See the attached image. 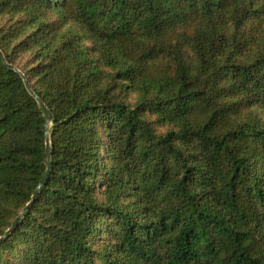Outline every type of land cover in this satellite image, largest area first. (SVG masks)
Instances as JSON below:
<instances>
[{
	"label": "trees",
	"instance_id": "1",
	"mask_svg": "<svg viewBox=\"0 0 264 264\" xmlns=\"http://www.w3.org/2000/svg\"><path fill=\"white\" fill-rule=\"evenodd\" d=\"M0 51L51 114L0 58V236L51 150L0 264H264V0H0Z\"/></svg>",
	"mask_w": 264,
	"mask_h": 264
},
{
	"label": "water",
	"instance_id": "2",
	"mask_svg": "<svg viewBox=\"0 0 264 264\" xmlns=\"http://www.w3.org/2000/svg\"><path fill=\"white\" fill-rule=\"evenodd\" d=\"M0 58L3 60L4 64L7 66V68L13 70L15 73H17L21 77L26 91L37 102V104L39 105V107L43 111V114L45 116L46 135H47V126L50 124V121H51V114H50L49 110L45 107V105L43 104V102L34 94L33 90L31 89V87H30V85L28 83V81L26 80L25 76L21 72H19L14 66H10V65H7L5 63L1 51H0ZM50 155H51L50 142H49L48 136H46V139H45V151H44V157H45L44 158V162H45V166H46V171H45L44 175L42 176L41 180L39 181L36 190L32 194L31 200L20 211V213L18 214V216L12 221L10 228L8 230H6V232L4 233V235L2 237H0V241H2L11 232V230L16 226V224L20 220L21 215L26 210H28L30 208V206L32 205V203L34 202V200L36 199V197L38 195L39 187L41 185H43L45 183V181L47 180V178L49 177V174H50Z\"/></svg>",
	"mask_w": 264,
	"mask_h": 264
},
{
	"label": "rangeland",
	"instance_id": "3",
	"mask_svg": "<svg viewBox=\"0 0 264 264\" xmlns=\"http://www.w3.org/2000/svg\"><path fill=\"white\" fill-rule=\"evenodd\" d=\"M259 114H261L260 112H259ZM263 117V116H262ZM18 216V215H17ZM22 216V215H21ZM21 219V218H20ZM108 222H110V221H108ZM6 232V231H5ZM4 235V234H3ZM0 237H2V236H0Z\"/></svg>",
	"mask_w": 264,
	"mask_h": 264
}]
</instances>
